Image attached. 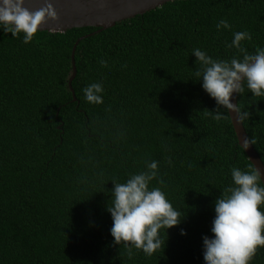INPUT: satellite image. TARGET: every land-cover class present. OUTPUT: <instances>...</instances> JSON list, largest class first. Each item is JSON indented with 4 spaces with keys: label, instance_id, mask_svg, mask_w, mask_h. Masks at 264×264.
Instances as JSON below:
<instances>
[{
    "label": "trees",
    "instance_id": "16d2710c",
    "mask_svg": "<svg viewBox=\"0 0 264 264\" xmlns=\"http://www.w3.org/2000/svg\"><path fill=\"white\" fill-rule=\"evenodd\" d=\"M96 29L0 22V264H264V0Z\"/></svg>",
    "mask_w": 264,
    "mask_h": 264
},
{
    "label": "water",
    "instance_id": "95a60500",
    "mask_svg": "<svg viewBox=\"0 0 264 264\" xmlns=\"http://www.w3.org/2000/svg\"><path fill=\"white\" fill-rule=\"evenodd\" d=\"M167 1L170 0H0V22L15 27H30L50 32L92 26L97 28L95 32H99L118 21L143 14ZM84 36L75 40L70 53L71 71L67 85L73 100L75 97L71 81L76 72L74 50L77 42ZM263 65L264 54H261L245 63L233 74L227 87L226 106L237 143L264 186V165L247 136L236 103L237 90L243 79Z\"/></svg>",
    "mask_w": 264,
    "mask_h": 264
}]
</instances>
